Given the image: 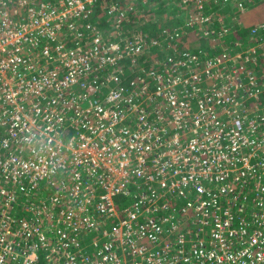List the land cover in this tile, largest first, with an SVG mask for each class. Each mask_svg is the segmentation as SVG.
Returning <instances> with one entry per match:
<instances>
[{"label": "built area", "instance_id": "built-area-1", "mask_svg": "<svg viewBox=\"0 0 264 264\" xmlns=\"http://www.w3.org/2000/svg\"><path fill=\"white\" fill-rule=\"evenodd\" d=\"M227 3L0 0V264H264V23Z\"/></svg>", "mask_w": 264, "mask_h": 264}, {"label": "trees", "instance_id": "trees-1", "mask_svg": "<svg viewBox=\"0 0 264 264\" xmlns=\"http://www.w3.org/2000/svg\"><path fill=\"white\" fill-rule=\"evenodd\" d=\"M157 2L158 4L160 3L159 1ZM239 3H241L243 7L242 9L238 8ZM221 7L224 11V14H232V17L241 23L242 30L240 33H242L243 37L247 35V32H249L252 27L264 23V0H230V3H227L224 6L221 5ZM94 11V24H97L98 29L102 33H106L107 28L100 20V16L103 14L102 8L97 7L94 9ZM137 18L139 20H137ZM153 18H157V23L154 21L152 22ZM166 18H169V21L166 20ZM170 19L171 14L168 12V10H165L162 3H160L158 9H156L154 12L145 11L141 17L135 16L134 18H131L129 25H127L125 28L130 27L131 30L141 34H149L150 32L156 34L163 23L162 21L172 22V24L173 22L177 21ZM204 50L211 51L207 45L204 46ZM131 201L132 198H119L116 202L117 208L120 209L123 206V203L127 205L131 203Z\"/></svg>", "mask_w": 264, "mask_h": 264}, {"label": "rangeland", "instance_id": "rangeland-1", "mask_svg": "<svg viewBox=\"0 0 264 264\" xmlns=\"http://www.w3.org/2000/svg\"><path fill=\"white\" fill-rule=\"evenodd\" d=\"M172 1H175V0H172ZM142 15H143V14H142ZM142 15H140V16H138V17H141ZM137 20H139V19L137 18ZM166 20L169 21V18H166ZM153 21H155V22L157 23V18H153V19H152V22H153ZM162 22L165 23V24L162 23L161 26H166V25L168 24V22H166V21H162ZM173 24L176 26L177 22H173ZM258 24H259V23H258ZM259 25H260V24H259ZM259 25L255 26V27H258ZM161 26H160V27H161ZM252 28H254V27H252ZM209 29H210V28H209ZM43 190H44L43 195H46V194H47V189H46V187H44ZM39 191H40V188L37 189L35 192H33V193L30 194V195H22L21 198H23V200L31 199V198H41V197L38 195V192H39ZM18 203H20V202H18ZM16 212L19 213V215H20L21 213H23L22 205L19 204V206L16 208Z\"/></svg>", "mask_w": 264, "mask_h": 264}]
</instances>
